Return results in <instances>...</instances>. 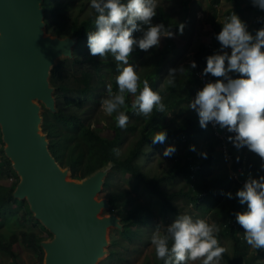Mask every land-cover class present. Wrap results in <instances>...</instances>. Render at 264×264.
<instances>
[{
	"label": "trees",
	"instance_id": "trees-1",
	"mask_svg": "<svg viewBox=\"0 0 264 264\" xmlns=\"http://www.w3.org/2000/svg\"><path fill=\"white\" fill-rule=\"evenodd\" d=\"M220 2L221 0H212L214 6L219 5ZM42 6L45 10L48 32L51 30V20L56 22L57 17L67 19L64 13L66 7L58 0H43ZM184 6L185 11H188L187 1H185ZM249 9L254 8L250 7ZM236 10L238 11H236L237 15L246 24L249 19L252 21L256 17L255 11H251L252 14L246 17L245 11L243 13L240 5ZM234 11L232 8L228 9L226 11L227 17ZM96 15L94 11L92 17L87 19L75 18L71 22L69 33L77 37L78 48L82 47L83 42L87 40V32H91L96 27ZM224 21L216 20L212 22L210 38H208V41L202 42L195 52L194 61L197 67L201 64L206 66V57L219 51L216 48H211L210 45L214 41L220 45L215 36L221 31ZM262 27H264L263 15L255 20L253 28L249 32L255 35L256 31ZM171 29L174 28L171 27ZM133 35L140 37L142 33L135 32ZM169 40L171 39L169 38ZM78 48L73 52L74 62L80 60L78 58ZM66 62L67 60H64L52 69L50 82L55 88L54 95L57 110L52 112L46 108L43 109L42 129L49 139V149L52 155L62 167H68L71 170L72 178L83 179L99 169L111 166L103 190L107 191V198L110 203L109 211L117 213L121 218L123 229L119 231L120 237L129 241L138 239L142 231L141 227L148 225L156 215V208L164 216L168 214L175 216L192 215L194 209H197L198 213L208 215L213 222L219 224L221 227L219 235L229 238L232 242V253L227 250L223 255L221 264H264V250H250V246L247 245L244 239L245 230L235 219V213L247 211V204H240L238 198L235 197V193L243 187L240 180H247L249 175L256 179L264 175V168H261V158L249 151L247 147L237 150L226 139V136L224 139H218L210 125L206 130L202 129L196 112L187 117L182 124L167 126L168 109H173L179 104L175 94L176 84L174 87L170 85L167 87V93L163 100L166 105L164 113L157 112L154 109L151 119H146L139 127L133 123H128L124 130L117 126L115 120L111 125L114 136L105 137L100 131L101 124L96 123L93 125L89 117H84L75 111L76 109H82L85 105V100L81 96H87L93 90V73L90 71L82 72L79 78L76 77V79L78 78V84L72 85L62 71V66ZM186 68L188 81L195 82L200 86V81L195 75L196 68L193 69L190 65H187ZM155 74L151 77V84L157 87L158 75ZM233 76L236 78L238 74H233ZM216 79L211 76V82ZM142 87L143 83L140 85L141 89ZM112 89L115 92L118 91L116 79L113 82ZM74 91L78 93V98L77 95H72ZM191 93L187 98H190ZM125 102L127 108L121 110L125 111L131 119L135 114L129 96H125ZM161 130L167 131V140L161 145L165 148L175 146L176 152L172 155V165L166 171L159 175H152L144 169L139 159L141 156L146 155L145 147L147 145L157 146L160 144H153L151 137L156 131ZM135 132L139 133L137 140L126 152H122L120 150L121 144L126 140L129 133ZM208 139L211 142L209 145L206 143ZM200 140L201 149L205 151L203 153L207 154L204 161L199 160L201 152L189 150L190 145L195 146ZM223 142L228 144L229 150L233 154L231 162L226 159L222 151ZM183 147H185V150H183ZM113 149H119V156L113 152ZM0 156L3 160L0 166V176L7 179L16 177L19 180L11 161L4 153L1 130ZM188 157H192L201 165V168L196 172L195 179L190 177L191 169ZM228 163H230V167H228ZM220 165L221 167L218 168ZM242 165L246 166V171L240 173L236 178L234 173ZM222 166H224L223 169H221ZM119 171L123 174H130L135 181L134 188L137 190L142 187L147 192L150 201L145 202L139 200L138 197H130L124 189L113 191L111 189V178L115 172ZM178 180H184L185 185L176 190L167 187L168 184H173ZM13 191L14 189L10 187L0 188V221L9 220L17 215H21L25 222L30 221L34 216L28 202L14 198ZM228 192L233 194L232 199L222 195V193ZM17 206L21 207V210L15 213L13 208ZM34 224L40 227L41 231L25 230L22 231V237L25 246L32 248L37 255H40L43 252L40 243L45 239L42 233L47 229L38 220H34ZM17 240V236L13 234L9 241L0 244V248L13 258L16 264H22L19 253L15 252L12 247ZM219 241L224 246L222 240L219 239ZM111 244L114 247L119 246L120 241L113 238ZM115 256H117V252L112 250L110 258L112 259ZM157 264H163V262L159 260Z\"/></svg>",
	"mask_w": 264,
	"mask_h": 264
},
{
	"label": "clouds",
	"instance_id": "clouds-1",
	"mask_svg": "<svg viewBox=\"0 0 264 264\" xmlns=\"http://www.w3.org/2000/svg\"><path fill=\"white\" fill-rule=\"evenodd\" d=\"M254 6L264 10V0H252ZM94 9L95 30L87 32V46L93 57L116 62L118 91L113 92L107 86V97L101 106L108 116L115 114L117 126L126 129L129 116L125 94L135 97L132 103L133 113L145 119H151L153 110L164 113L166 105L163 97L143 81L140 88V77L136 66L129 62L136 48L145 52L159 48L162 38H175L172 26L163 23L153 24V18L159 8L157 0H91ZM183 34L185 24L177 25ZM140 32V37L133 33ZM215 39L220 44L218 52L206 57V67L202 75L217 78L206 82L198 90L188 108L194 110L199 118V125L207 129L209 124L226 130V139L237 150L244 147L261 160L264 168V27L253 35L247 24L235 13L226 17L221 31ZM191 68H196L192 61ZM186 69H170L168 83L175 86L178 73ZM233 74H238L234 78ZM139 90V93H138ZM138 93V94H137ZM153 144H163L167 140V131H156L151 137ZM190 151H196L190 145ZM119 156V149H113ZM176 152L175 146L165 148L164 157ZM207 158L206 153H200ZM228 199L231 192L222 193ZM240 204H247V211L235 213L236 222L242 226L244 239L250 247L264 250V175L258 179L249 175L243 187L235 193ZM219 224L209 223L206 218L194 219L189 214L177 215L167 226L157 225L151 236L156 258L163 264H221L227 248L222 246L218 236Z\"/></svg>",
	"mask_w": 264,
	"mask_h": 264
},
{
	"label": "water",
	"instance_id": "water-1",
	"mask_svg": "<svg viewBox=\"0 0 264 264\" xmlns=\"http://www.w3.org/2000/svg\"><path fill=\"white\" fill-rule=\"evenodd\" d=\"M43 0H0V130L4 153L20 181L13 197L28 202L51 239L42 240L45 264H96L110 227L123 229L108 198H99L111 166L83 179L68 178L42 132V107L55 112L50 76L56 60L73 57L75 36L45 31ZM42 102L43 105L40 104Z\"/></svg>",
	"mask_w": 264,
	"mask_h": 264
},
{
	"label": "rangeland",
	"instance_id": "rangeland-1",
	"mask_svg": "<svg viewBox=\"0 0 264 264\" xmlns=\"http://www.w3.org/2000/svg\"><path fill=\"white\" fill-rule=\"evenodd\" d=\"M58 1L66 7L64 13L67 16V19H60V17H57L56 22L51 20L52 26L49 32L47 21L44 20L45 31L48 35L60 37L72 36L69 31L73 19H87L94 15V9L90 7L91 0ZM185 1L188 3V11H185ZM157 3L159 8L157 9V15L153 18L154 24L163 23L165 27L171 25L174 28L171 30H174L173 32L175 33V38H171V40H169V38H162L159 48H153L147 52L136 48L132 57H130L129 62L136 66V71L140 77V85L143 81H148L151 89L158 92L163 97V100L167 93V87L169 86V70L178 69L181 66H183L184 69H187L186 66L190 65L191 62L194 61V55L198 46L202 42L208 41V38H210L212 22H215L216 20L224 21L227 17L226 11L231 8L235 10L234 12L237 14L238 11L236 9L239 5L242 8L243 13L245 11L246 17L250 16L253 12L249 9L250 7L258 9V7L253 5L252 0H221L220 4L215 6L212 4V0H157ZM250 20L251 19H249V22L247 23L248 31H251L253 28V24ZM179 23L185 24L183 34H180L177 27ZM94 30L95 28L92 31ZM58 31L60 32L58 33ZM212 44L214 46L218 45L216 41ZM77 48L76 44L74 46V50ZM78 58L80 60L78 62H74V55L73 57H61L56 60L54 66L59 65L64 60H67V62L62 66V71L72 85L78 84V78L82 72L90 71L93 73V90L91 94L81 96L85 100V105L82 109H76L75 111L84 117H89L90 121L93 122V125L96 123L101 124L100 131L103 136L113 137L114 130L111 125L115 121V114L113 116L106 115L101 106V101L108 95L107 86H113V82L119 74L116 68V62L111 57L107 60H100L99 57L91 56L87 46V40L83 42L82 47L78 48ZM153 74L158 75L157 87H154L151 84V77L154 76ZM76 77L78 78L76 79ZM175 84V94L176 99L179 100V104L173 109H168V119L166 122L167 126L182 124L185 122L184 120L187 117L195 114V111L188 108V105L191 100L194 99L197 91L202 89L201 86L197 85V83L188 81L186 70L183 73H178L176 75ZM190 92H192L190 94V98H187L189 97ZM77 94L78 93L75 91L72 93L74 96ZM125 96H129L131 102H134L135 97H133L132 94L126 93ZM76 97L78 98V95ZM40 104L43 105L42 102H40ZM44 108L42 107V110ZM145 121L146 119L144 117L135 115L129 120V123H133L139 127ZM42 132L44 133L43 129ZM138 135V132L129 133L126 140L123 144H121L120 150L122 152H126L137 140ZM206 143L209 145L211 142L208 139ZM195 148L199 151V153L205 152L201 149V140L200 142L198 141ZM164 150L165 147L161 144H158L157 146L147 145L145 147L146 155L141 156L139 161L143 165L144 169L150 174L159 175L172 165V156L164 157ZM183 150H185V147H183ZM199 160L204 161L205 158L200 155ZM2 161V156H0V164H2ZM220 167L221 165L218 166V168ZM63 168L69 169L68 167ZM223 168L224 166H222L221 169ZM68 178H72L70 169ZM19 181L20 178L19 180L16 179V177L7 179L0 176V183L3 182L13 189H15ZM134 184L135 181L130 174H123L120 171L115 172L111 178V189L113 191L124 189L129 193L130 197H138L141 201L149 202L150 198L147 192L144 191L142 187H139L136 190L134 188ZM184 185V180H178L173 184H168L167 187L171 190H176ZM99 198H107V191L103 190V188L99 194ZM13 210L15 213L19 212L21 207H14ZM197 211V209H194V214L191 215L194 219L206 218L209 223L213 222L208 215H201ZM100 214L105 216L110 215L111 212L109 211V208H104ZM175 218L176 216L173 214H168L166 216L160 214L158 208H156V215L151 219L148 225L141 227L142 231L140 237L138 239H134L133 241L122 239L119 234V231L121 230L119 227H110L107 231L108 245L105 247L106 252L96 264H157L159 260L156 258L154 246L151 244V236L157 225H161V227L167 226L172 223ZM34 220L37 219L34 217L30 221L25 222L21 215H17L9 220L0 221V244L4 241H9V238L13 234L16 235L18 240L13 243L12 247L15 252L19 253L20 262L22 264H45L44 250L40 255H37L32 248L25 246L24 239L22 237V231L40 230V227L35 226ZM47 232L48 231L42 233L45 240L52 238V235H46ZM113 238L119 239V246H112L111 241ZM219 239L222 240L224 247L232 253L233 246L231 240L222 235H219ZM253 249L254 248L250 247V250ZM112 250L117 252V256L111 259L110 256ZM0 264H16V261L0 248ZM195 264H200V261L195 262Z\"/></svg>",
	"mask_w": 264,
	"mask_h": 264
},
{
	"label": "built area",
	"instance_id": "built-area-1",
	"mask_svg": "<svg viewBox=\"0 0 264 264\" xmlns=\"http://www.w3.org/2000/svg\"><path fill=\"white\" fill-rule=\"evenodd\" d=\"M256 17L254 19H252V24L255 23V20L259 17V16H262V15H255ZM264 16V14H263ZM211 48H216L217 50L220 49V45L218 46H214L213 44L210 45ZM264 50V49H262ZM206 66L205 65H200L196 68L195 70V75L196 77L199 79L200 81V86L201 88L204 86V84L206 82H211V75L209 74L208 76H203L202 75V72H203V69L205 68ZM210 127L214 130V133L216 134V136L218 137V139H224V137L227 135H231L230 133H227L226 130H223L221 131V129L216 126V127H213L212 124H209ZM222 151L226 157V159L231 162L232 159H233V154L230 152L229 150V146L226 142H223L222 143ZM188 160H189V165H190V169H191V173H190V177L192 179H195L196 178V172L201 168V165L199 164L198 161H195L193 160L192 157H188ZM246 171V166L245 165H242L238 168L237 172L234 173L235 177L238 178L239 174ZM246 182V180H240V183L241 184H244Z\"/></svg>",
	"mask_w": 264,
	"mask_h": 264
},
{
	"label": "crops",
	"instance_id": "crops-1",
	"mask_svg": "<svg viewBox=\"0 0 264 264\" xmlns=\"http://www.w3.org/2000/svg\"><path fill=\"white\" fill-rule=\"evenodd\" d=\"M230 8V7H229ZM254 9H252L251 11H255V12H258V13H256V15H263L264 14V10H261V9H256L255 7H253ZM249 25H250V23H249ZM2 164H0V166H1ZM228 167H230V163H228ZM2 187H10V186H8V185H6V184H4L3 182L2 183H0V188H2ZM10 188H12V187H10Z\"/></svg>",
	"mask_w": 264,
	"mask_h": 264
}]
</instances>
